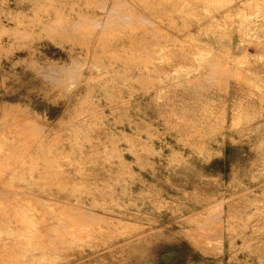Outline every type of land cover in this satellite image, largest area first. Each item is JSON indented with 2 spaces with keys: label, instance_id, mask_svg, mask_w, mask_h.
<instances>
[{
  "label": "rangeland",
  "instance_id": "rangeland-1",
  "mask_svg": "<svg viewBox=\"0 0 264 264\" xmlns=\"http://www.w3.org/2000/svg\"><path fill=\"white\" fill-rule=\"evenodd\" d=\"M12 263L264 264V0H0Z\"/></svg>",
  "mask_w": 264,
  "mask_h": 264
},
{
  "label": "bare ground",
  "instance_id": "bare-ground-1",
  "mask_svg": "<svg viewBox=\"0 0 264 264\" xmlns=\"http://www.w3.org/2000/svg\"><path fill=\"white\" fill-rule=\"evenodd\" d=\"M119 4H120V3H119ZM218 4H219V3H218ZM221 5H222V4H221ZM126 9H127V8H126ZM131 9H132V8H131ZM94 31H95V30H94ZM90 47H91V46H90ZM216 58H217V57H216ZM216 73H217V72H216ZM222 73H223V72H222ZM35 142H36V141H35ZM8 144H9V143H8ZM7 146H8V145H7ZM14 148H15V147H14ZM76 212H77V211H76ZM82 212H83V211H82ZM87 214H88V213H87ZM59 215H60V214H59ZM85 218H86V217H85ZM81 219H82V218H81ZM41 220H42V219H41ZM88 220H89V219H88ZM60 223H61V222H60ZM52 225H53V224H52ZM51 227H52V226H51ZM53 228H54V227H53ZM60 229H61V228H60ZM66 232H67V231H66ZM40 235H41V234H40ZM53 236H54V235H53ZM55 237H56V235H55ZM47 241H48V240H47ZM37 244H38V243H37ZM34 245H35V244H34ZM32 246H33V245H32ZM41 246H42V245H41ZM49 247H50V246H49ZM68 247H69V246H68ZM34 248H35V247H34ZM44 250H45V249H44ZM44 250H43V251H44ZM61 250H62V249H61ZM43 251H42V252H43ZM57 252H58V251H57ZM42 255H44V254H42ZM37 256H38V255H37ZM6 257H7V256H6ZM6 257H5V258H6ZM33 259H34V258H33ZM12 264H13V263H12Z\"/></svg>",
  "mask_w": 264,
  "mask_h": 264
}]
</instances>
